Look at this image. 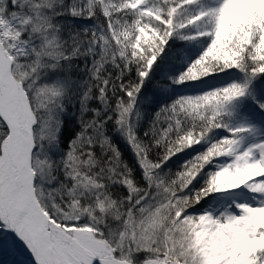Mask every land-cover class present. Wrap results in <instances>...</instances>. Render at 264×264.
I'll return each mask as SVG.
<instances>
[{
	"label": "snow or ice",
	"instance_id": "snow-or-ice-1",
	"mask_svg": "<svg viewBox=\"0 0 264 264\" xmlns=\"http://www.w3.org/2000/svg\"><path fill=\"white\" fill-rule=\"evenodd\" d=\"M9 236L31 264H264V0H0Z\"/></svg>",
	"mask_w": 264,
	"mask_h": 264
},
{
	"label": "rangeland",
	"instance_id": "rangeland-1",
	"mask_svg": "<svg viewBox=\"0 0 264 264\" xmlns=\"http://www.w3.org/2000/svg\"><path fill=\"white\" fill-rule=\"evenodd\" d=\"M0 264H28L13 252L10 237L0 238Z\"/></svg>",
	"mask_w": 264,
	"mask_h": 264
},
{
	"label": "bare ground",
	"instance_id": "bare-ground-1",
	"mask_svg": "<svg viewBox=\"0 0 264 264\" xmlns=\"http://www.w3.org/2000/svg\"><path fill=\"white\" fill-rule=\"evenodd\" d=\"M10 237V236H9ZM11 248L13 252L21 259L25 260L28 264H31L30 256L23 250V248L17 243L16 246L12 244V238L10 237Z\"/></svg>",
	"mask_w": 264,
	"mask_h": 264
},
{
	"label": "trees",
	"instance_id": "trees-1",
	"mask_svg": "<svg viewBox=\"0 0 264 264\" xmlns=\"http://www.w3.org/2000/svg\"><path fill=\"white\" fill-rule=\"evenodd\" d=\"M122 148H123V145H120ZM127 155V153H126ZM185 158L184 154H180L178 157H174V161H175V164H179L180 162L183 161V159ZM130 159V157H129Z\"/></svg>",
	"mask_w": 264,
	"mask_h": 264
}]
</instances>
